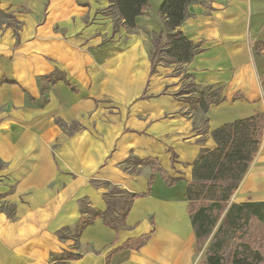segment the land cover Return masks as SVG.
Wrapping results in <instances>:
<instances>
[{
	"label": "crops",
	"instance_id": "crops-1",
	"mask_svg": "<svg viewBox=\"0 0 264 264\" xmlns=\"http://www.w3.org/2000/svg\"><path fill=\"white\" fill-rule=\"evenodd\" d=\"M162 1L148 0L133 29H114L111 0H0L22 22L18 35L0 29V80L12 82L0 83V206H9L0 207V264H192L197 240L184 197L192 163L215 146V128L264 116V0L188 4L179 29L199 51L186 73L220 94L205 110L196 101L203 89L182 88L175 64L151 71ZM61 73L66 82L45 78ZM55 119L82 128L65 133ZM130 157L139 160L135 171L124 169ZM143 159L155 160L173 184ZM95 179L143 195L124 227L95 218L68 235L81 198L106 210ZM231 201H264V128ZM143 235L139 249L122 248Z\"/></svg>",
	"mask_w": 264,
	"mask_h": 264
},
{
	"label": "trees",
	"instance_id": "trees-1",
	"mask_svg": "<svg viewBox=\"0 0 264 264\" xmlns=\"http://www.w3.org/2000/svg\"><path fill=\"white\" fill-rule=\"evenodd\" d=\"M196 1L199 0H163L160 4L158 14L163 20L164 31L152 33L149 56L151 71H154L158 63L185 64L199 51L198 45L187 39L179 29L188 15V4ZM147 7L148 0H111L107 12L114 19V29L119 25L133 29L136 16L145 12ZM256 49L259 50L257 47ZM45 78L52 83L60 80L66 82L62 73L57 77L47 75ZM0 83L12 82L1 79ZM187 86L197 85L191 82ZM218 100L219 90L209 91L208 88L202 90L196 99L203 110L209 103ZM263 128L264 116L258 111L248 117L226 122L211 132L215 146L201 149L192 163L191 178L185 184L184 197L188 202V213L197 244H203L215 229L202 264H264V201L230 202L232 194L256 156ZM142 162L158 170L167 185L173 184L174 179L155 160L143 159ZM112 189L121 192L118 187L113 186ZM150 189L151 177L148 179L147 192ZM128 194L129 197L124 201L126 207L122 208L112 207L110 195L103 192L107 204L105 211L95 210L89 206L86 198H81V215L75 227L77 233L95 218H100L106 226L115 230L124 227L133 200L143 195ZM118 215L119 221L116 220ZM148 239L149 235L130 239L122 248L139 249ZM228 240L232 241V245L226 253L223 247ZM75 256L70 254L68 258Z\"/></svg>",
	"mask_w": 264,
	"mask_h": 264
},
{
	"label": "rangeland",
	"instance_id": "rangeland-1",
	"mask_svg": "<svg viewBox=\"0 0 264 264\" xmlns=\"http://www.w3.org/2000/svg\"><path fill=\"white\" fill-rule=\"evenodd\" d=\"M20 11V10H19ZM3 27L11 28L16 35H18L19 30L22 28V22L15 18L14 11L9 9L0 8V29H3ZM163 57V56H162ZM160 60V58H159ZM170 65V64H167ZM174 72L182 74L183 78V84L182 88H185L189 83H191V79L186 73V69L184 64H175L174 65ZM40 92L44 93L46 91V82L44 81V77L40 78ZM204 90L205 88L199 87V86H187L186 90L188 92H191V95H199V92L201 90ZM56 124L65 132V133H72L76 130L81 129V121H73L69 124H66L64 121L60 119H55ZM124 163V169H128L129 171H135L136 164L139 163V160H136L134 157H130L127 159ZM94 186L96 187H104L105 192H108L109 196V202L112 207L121 206L122 208L126 207L125 200L129 197V194L126 190L122 189L120 186L111 184L107 181L102 180H91L90 181ZM113 186L118 187L121 192L113 190ZM232 202V201H231ZM1 208H4L5 210L9 209L8 205L0 206ZM120 215L116 217V220L119 221ZM215 229L212 231V233L207 237L205 242L203 244L197 245L195 244L194 250H196L195 254L192 258V264H202L204 263L205 257H206V251L208 249L209 243L212 240V235ZM64 234V233H63ZM68 235L75 236L77 234L76 228L70 229L67 232ZM232 245V241L228 240L227 245L223 247V250L228 253L230 246Z\"/></svg>",
	"mask_w": 264,
	"mask_h": 264
}]
</instances>
